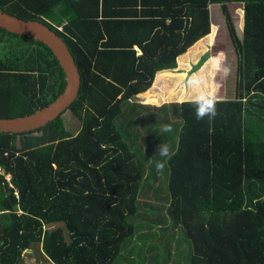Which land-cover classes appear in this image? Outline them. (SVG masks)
Returning <instances> with one entry per match:
<instances>
[{"label":"trees","instance_id":"16d2710c","mask_svg":"<svg viewBox=\"0 0 264 264\" xmlns=\"http://www.w3.org/2000/svg\"><path fill=\"white\" fill-rule=\"evenodd\" d=\"M44 2L0 0V9L44 23L67 45L81 84L64 114L79 130L68 131L63 114L31 133H0V264H23L25 255L46 264H168L173 242L174 264H264V0H141L144 20L103 22L104 33L114 27L101 45L73 34L75 24L62 32L47 24ZM231 6L242 8V28ZM212 7L235 55L234 97L217 101L211 121L197 120L189 102L160 111L161 123L152 115L161 127L142 131L162 133L176 153L158 171L133 98L211 33ZM2 42L11 44L0 46V119L48 106L65 84L51 51L0 29ZM150 191L165 206L144 203ZM161 242L166 257L153 251Z\"/></svg>","mask_w":264,"mask_h":264},{"label":"rangeland","instance_id":"374dc122","mask_svg":"<svg viewBox=\"0 0 264 264\" xmlns=\"http://www.w3.org/2000/svg\"><path fill=\"white\" fill-rule=\"evenodd\" d=\"M211 12H212L211 16L213 17L214 23L218 22L220 24H223L222 15L220 14L219 11H217L215 7H212ZM233 16H234V19L239 18L235 14H233ZM223 27L222 26L220 27L221 32L217 31L218 30L217 29L215 32L209 35L207 39L197 44L192 49L189 55H184L183 57H181V59L179 60L177 69L175 70L176 72L175 75H173L172 77H169V76H163L162 74H159L156 79L157 81L154 85V91L152 93L146 92L145 96L142 97L144 102L152 104V107L154 110L153 114L157 121L160 122L162 120L161 113H159V110H157L160 107L171 106L175 102L177 104L189 102L191 93L189 90H186L182 86L183 84L182 82L185 81L186 78L191 76L193 73H196L205 78L206 83L204 86L208 90L216 92L217 98L220 97L222 98V100H232V98L234 97V86H235L234 80H233V67L236 64V60H235V55L232 52V48L230 44H228V42H225L224 39L222 40V37L226 36V34L222 32L224 30ZM217 35H218V39L221 41L220 43L216 44ZM9 44L11 43L2 42L0 46H7ZM221 53L224 54V58H225L224 63L230 66V69H231L230 75L226 78L223 76V73L217 76V73H216L217 69H215L217 68L216 58L220 56ZM175 81L179 83L176 87V91L179 92V90L180 91L184 90L183 91L184 96L182 94L180 96L177 95L176 101L174 100V97H172L173 95L167 97L172 87L171 83H174ZM164 97L167 98V101L164 100ZM162 98L168 104L162 105V101H163ZM133 102H135V100ZM140 103H143V102H140ZM63 121H64L66 128H68V131H70L73 135H75L78 132L79 130L78 123L72 118L70 114L65 115L63 117ZM150 124L151 125L156 124L157 129L161 127L158 123H155V122L152 123L151 120H149L148 118L147 119L145 118V122L143 123L144 127H141L138 130L142 132V137L149 139L151 144H152V140H155V139L156 140L158 139V142H159L161 139L162 133L156 131L157 133L152 132V134L150 133L145 134L144 131H142L144 130V128L149 127ZM133 139L134 138H132L131 140ZM167 144L168 145L170 144V140H168ZM138 145H140V143H138ZM156 147H157L156 145H152L153 150L150 153L146 151L145 152L146 156L156 157L158 155L155 152ZM150 161H153V160L150 158ZM146 196H147V200H145L144 203H152L157 208H161L165 206L163 204V201L160 200L163 198V194L158 196V194H156L154 191H150V193L146 194ZM157 200H160V201H157ZM163 214H165V212ZM49 228L50 227H48V229ZM175 243L176 242L170 243V247L167 248L169 253L172 255L168 261V264H174L173 255L175 252L174 250ZM139 246L141 247L140 244ZM154 246H156V248H154L153 250L154 252L159 251L163 257L167 256L166 249L164 248V242L156 243V244L154 243ZM128 251H131V249ZM128 251L126 253H128ZM151 256H153L152 253L151 255H149V257ZM36 261H38V259H36L35 257L31 259V258H27L26 255L23 256V264H46L44 262L38 263ZM181 264H184V263H181Z\"/></svg>","mask_w":264,"mask_h":264},{"label":"crops","instance_id":"0c3cea01","mask_svg":"<svg viewBox=\"0 0 264 264\" xmlns=\"http://www.w3.org/2000/svg\"><path fill=\"white\" fill-rule=\"evenodd\" d=\"M42 1H45V2L42 6H40V10L44 11L43 19L45 20L47 24L55 27V29L61 32L63 31L64 26L66 25L71 26L72 24H75V26H77L78 28L77 29L73 28V34H76L79 37H84L85 41L87 40V42H90V44L93 42L94 43L97 42L98 45H101L103 42L107 41V36H106L107 32L111 28L114 27L112 26L108 30L106 28L105 30L106 35H105L103 27H102L103 22H106V23L114 22L112 24L114 25L117 22H123V21H129V20H137V21L144 20L143 11H145L146 9H149L141 5L140 3L141 0H42ZM105 1H108L106 8H105L107 15L103 14V8H104L103 5L106 4ZM135 1H137L136 4H135ZM110 2L115 3V4L110 5L109 4ZM231 7H232L231 9L234 10V14L237 15V17H239L238 18L239 28H242L243 27L242 8L240 6H231ZM109 12H112L111 17H108ZM221 26L223 27V24H220L218 22L214 23L213 18H212L211 33H209L206 37L201 39V41H199L197 44L207 39V37L211 35L213 32H215L217 29H218L217 31L221 32L220 31ZM223 29L224 30L222 32L225 33L226 36L222 37V40L224 39L225 42H228V44H230L227 33H226L225 26L223 27ZM86 34L88 35V37L85 36ZM100 34H102L105 37L104 41L100 39L98 41L96 39V37L99 36ZM121 34H122V31L115 32L114 42L119 43L117 40L120 38ZM220 41L221 40L218 39V35H217L216 44L220 43ZM136 46L137 45H135L134 47V50L136 51V56H140L141 51ZM192 49H190L184 55H189ZM114 50H118V49L115 48ZM184 55H182L181 57H183ZM181 57L177 60V66H178V63ZM176 69L177 67L175 69L163 70V71L158 72L155 75V78H154L155 80H153L154 81L152 83L153 86L152 88L150 87L151 89L148 91V93H152L154 91V85L157 81L156 76L159 75V73L162 74L163 76L172 77L173 75L176 74L175 72ZM215 69H217L216 70L217 76L222 74V67L221 69H218V68H215ZM171 84H172V87L167 97L173 95L172 97H174V100L176 101L177 95L178 96H180L181 94L183 95L184 90H181V91L179 90V92L176 91V87L179 84L176 81ZM143 96H145V92L139 95H136L133 98V100H135L133 104H137L140 107H142V111L144 112L145 118L149 119L152 115L154 116L153 114L154 110H153L151 103H147L143 101V98H142ZM164 100L167 101V98L164 97ZM164 100L162 101V105L168 104ZM217 101H225V100H222V98L219 97L217 98ZM140 102H143V103H140ZM176 104H177L176 102L173 103V105H176ZM177 105H180V104H177ZM171 106H162L157 110H159V112L162 110H168ZM157 140L156 139L152 140V142L156 146L159 143H162L161 141H159L158 143ZM164 143L167 144L168 139H166Z\"/></svg>","mask_w":264,"mask_h":264},{"label":"water","instance_id":"95a60500","mask_svg":"<svg viewBox=\"0 0 264 264\" xmlns=\"http://www.w3.org/2000/svg\"><path fill=\"white\" fill-rule=\"evenodd\" d=\"M0 29L44 44L51 51L64 74V88L48 106L24 117L0 119V133L2 134L31 133L57 120L70 109L78 96L81 84L80 74L75 59L65 42L44 23L22 20L5 14L0 9Z\"/></svg>","mask_w":264,"mask_h":264},{"label":"clouds","instance_id":"9594fccd","mask_svg":"<svg viewBox=\"0 0 264 264\" xmlns=\"http://www.w3.org/2000/svg\"><path fill=\"white\" fill-rule=\"evenodd\" d=\"M224 54L221 53L220 56L216 58L217 68L221 69L223 76L226 78L230 75V66L224 63ZM183 87L189 90L191 95L189 103L194 107V114L197 120H203L207 118L209 121L216 118L217 112V93L208 90L204 85L206 80L203 76L193 73L191 76L187 77L185 81L182 82ZM162 132L170 133L172 132L171 125L165 124L162 128ZM160 159L155 161V168L158 171H163L166 168L167 161L172 158L176 153L172 151L170 146L165 143H160L157 145L155 151Z\"/></svg>","mask_w":264,"mask_h":264},{"label":"built area","instance_id":"2783aa9c","mask_svg":"<svg viewBox=\"0 0 264 264\" xmlns=\"http://www.w3.org/2000/svg\"><path fill=\"white\" fill-rule=\"evenodd\" d=\"M2 174H3V172H2V170L0 169V175H2ZM5 180H6V182H8L9 187L11 188V185H10V177H5Z\"/></svg>","mask_w":264,"mask_h":264},{"label":"bare ground","instance_id":"6f19581e","mask_svg":"<svg viewBox=\"0 0 264 264\" xmlns=\"http://www.w3.org/2000/svg\"><path fill=\"white\" fill-rule=\"evenodd\" d=\"M3 12H4V11H3ZM78 71H79V70H78ZM79 74H80V73H79ZM80 79H81V78H80ZM75 101H76V100H75ZM75 101H74V102H75ZM71 107H72V106H71ZM71 107H70V108H71ZM68 110H70V109H68ZM68 110H67V111H68ZM64 113H65V112H64ZM64 113H63V114H64ZM63 114H62V115H63Z\"/></svg>","mask_w":264,"mask_h":264}]
</instances>
